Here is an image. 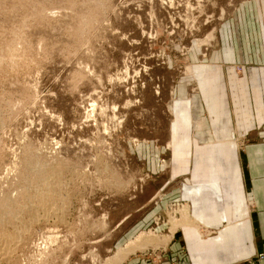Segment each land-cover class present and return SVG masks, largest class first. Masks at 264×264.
I'll return each instance as SVG.
<instances>
[{
	"label": "rangeland",
	"instance_id": "374dc122",
	"mask_svg": "<svg viewBox=\"0 0 264 264\" xmlns=\"http://www.w3.org/2000/svg\"><path fill=\"white\" fill-rule=\"evenodd\" d=\"M34 1L0 0V18L13 15L7 30L18 38L14 62L0 66V201L19 203L23 179H32L22 169L28 153L33 163L67 167L56 203L30 208L32 218L14 204L16 220L4 221L0 235L18 237L14 245L0 236V253L10 247L0 264H108L143 233L170 236L183 210L188 222L166 244L136 247L124 261L122 251L116 264L136 254L155 263L173 243L182 251L181 234L214 250L243 231L251 205L220 181L219 156H228L227 172L236 170L251 138L233 127L211 134L204 93L240 59L242 38L260 39L264 0H101L83 8L82 0ZM55 23L60 29L48 33ZM255 230L260 251L264 227ZM258 251L229 264H249Z\"/></svg>",
	"mask_w": 264,
	"mask_h": 264
},
{
	"label": "crops",
	"instance_id": "0c3cea01",
	"mask_svg": "<svg viewBox=\"0 0 264 264\" xmlns=\"http://www.w3.org/2000/svg\"><path fill=\"white\" fill-rule=\"evenodd\" d=\"M247 37L240 42V59L229 65L227 71H219L214 77V84L205 90L204 113L210 116L213 124L211 134L222 138L233 127L237 134L251 138L245 146V154L235 156L236 170L226 171L228 156L221 153L220 163L225 165L219 179L230 183L234 196L249 200L252 211L257 214H252L250 210V220L245 228L243 226V231L232 238L226 236L225 242L214 246V250L185 241V236L181 234L178 244L184 250H177L173 243L172 250L159 253L155 263L146 264H229L235 258L245 261L259 250L263 237H258L255 227H264V32L260 33L257 41L254 33ZM235 65L239 70L233 68ZM230 116L233 126L229 124ZM228 189L223 192H229ZM132 256L137 258L131 259L130 256L126 264L144 263L138 260L137 254ZM141 256L144 257V254Z\"/></svg>",
	"mask_w": 264,
	"mask_h": 264
},
{
	"label": "bare ground",
	"instance_id": "6f19581e",
	"mask_svg": "<svg viewBox=\"0 0 264 264\" xmlns=\"http://www.w3.org/2000/svg\"><path fill=\"white\" fill-rule=\"evenodd\" d=\"M5 1H8V3H10L9 2V0H5ZM17 1V0H16ZM20 1V0H19ZM26 0H24V2H25ZM33 1V0H32ZM36 1V0H35ZM34 1V2H35ZM40 1H42V0H40ZM65 1V0H64ZM28 2V1H27ZM26 2V3H27ZM43 2V1H42ZM47 2V1H46ZM45 2V3H46ZM70 2V1H69ZM78 2H79V0H78ZM82 3H83V5L81 6L82 8L84 7V4H90V5H95V7H96V5H99L100 4V2H101V0H82L81 1ZM1 3H3V2H1ZM5 3V2H4ZM29 3V2H28ZM30 3H31V1H30ZM37 3H39L38 2V0H37V2H35V4H37ZM41 3V2H40ZM58 3V2H57ZM81 3V4H82ZM105 3V2H104ZM19 4H20V2H19ZM25 4V3H24ZM23 4V5H24ZM34 4V3H33ZM34 4V5H35ZM47 4V3H46ZM69 4V3H68ZM78 4V3H77ZM80 4V5H81ZM88 4V5H89ZM101 4H102V2H101ZM9 5V4H8ZM22 5V6H23ZM27 5V4H26ZM41 5V4H40ZM40 5H38V6H34V10H37V11H40V9H41V7H40ZM88 5H86V7L88 6ZM20 6V5H19ZM31 6V5H30ZM105 6V5H104ZM103 6V7H104ZM0 7H1V4H0ZM77 7V6H76ZM97 7H99V6H97ZM22 8V7H21ZM26 8H28V7H26ZM92 8V7H91ZM101 8V7H100ZM1 9V8H0ZM4 8H2V10H3ZM12 9V8H11ZM89 9V8H88ZM19 11L18 9H15V10H13L14 12L15 11ZM29 10V9H28ZM61 10V9H60ZM71 10V9H70ZM79 10H80V8H79ZM30 11V10H29ZM76 11H78V10H76ZM85 11V10H84ZM89 11V10H88ZM91 11V10H90ZM5 12V11H4ZM14 12H12V13H14ZM47 12V11H46ZM72 12V11H71ZM80 12V11H79ZM20 13V12H19ZM32 13V12H31ZM34 13V12H33ZM75 13V12H74ZM85 13H87V12H85ZM89 13H91V12H89ZM18 14V13H17ZM22 14V13H21ZM51 14V13H50ZM49 14V15H50ZM67 14V13H66ZM76 14V13H75ZM79 14V13H78ZM4 15V14H3ZM12 15V14H11ZM19 15V14H18ZM18 15H15L16 16V18H17V16ZM35 15V14H34ZM41 15V14H40ZM22 16V15H21ZM37 16H39L38 14H37ZM65 16V15H64ZM84 16V15H83ZM7 17V16H6ZM5 17V18H6ZM12 17H13V15H12ZM12 17L10 16L9 18H11V20H12V22H13V19H12ZM35 17H36V15H35ZM47 17V16H46ZM53 17V16H52ZM58 17V16H57ZM79 17V16H78ZM89 17V16H88ZM93 17V16H92ZM91 17V18H92ZM96 17V16H95ZM3 19V17L2 18H0V66H2V65H4V64H6L7 62H11V61H13V58L11 59V53L10 52H12V51H14L13 49H12V51H11V47L12 46H15V45H12V44H15V42H17L18 41V38L16 39V41H15V38H12L13 40H14V42H12L13 40L12 39H10V37H12L13 36V33H12V36H11V34L8 32L9 30H11L10 28H9V26L11 25L10 23H12L11 22V20L9 19V20H7L8 18H6V19ZM82 18V17H81ZM85 18V17H84ZM87 18V17H86ZM15 19V18H14ZM68 19V18H67ZM88 19V18H87ZM58 20V19H57ZM81 20V19H80ZM79 20V21H80ZM10 21V22H9ZM15 21V20H14ZM53 21V20H52ZM64 21V20H63ZM88 21H90V20H87V22ZM68 22V20H66V23H65V25H67V24H69V22ZM72 22V21H71ZM84 22V21H83ZM86 22V21H85ZM73 23V22H72ZM82 23V22H81ZM89 23V22H88ZM50 24V23H49ZM71 24V23H70ZM56 25V23L53 25V27L51 26H49L50 28H51V30H47V28H46V30L47 31H49L48 33H52V32H56L57 30H59V29H57L58 27L57 26H55ZM64 25V24H63ZM45 26V25H44ZM55 26V27H54ZM78 26V25H77ZM80 26H82V25H80ZM61 27V26H60ZM76 27V26H75ZM7 28H9V30H7ZM62 28V27H61ZM69 28V27H68ZM73 28V27H72ZM78 28V27H77ZM57 29V30H56ZM64 29V28H63ZM71 29V28H70ZM34 30V29H33ZM45 30V29H44ZM46 30H45V32H46ZM73 30H75V29H73ZM15 31V30H14ZM62 31V30H61ZM70 31V30H69ZM79 31L80 30H76V33H79ZM54 32V33H55ZM71 32V31H70ZM39 33V32H38ZM38 33H34V35H37ZM67 33V32H66ZM73 33V32H72ZM75 33V34H76ZM80 33H82L81 31H80ZM14 34H16V33H14ZM39 34H41V33H39ZM74 34V35H75ZM61 35V34H60ZM70 35V34H69ZM73 35V34H72ZM47 36V35H46ZM41 37H45V36H43V34L41 35ZM49 37H50V35H49ZM55 37V36H54ZM76 37V36H75ZM81 37V36H80ZM22 38V37H21ZM21 41V40H20ZM24 41V40H23ZM62 41V40H61ZM64 41V40H63ZM44 43V42H43ZM29 44V43H28ZM68 44V43H67ZM49 46V45H48ZM12 48H14V47H12ZM15 55V54H14ZM14 62V61H13ZM16 62V61H15ZM5 67L7 66V65H4ZM3 67V66H2ZM2 67H0V68H2ZM5 70V69H4ZM1 71V70H0ZM2 72H4L3 70H2ZM3 74V73H2ZM9 77V76H8ZM12 79V78H11ZM10 80V79H9ZM8 83V82H7ZM13 83V82H12ZM11 84V83H10ZM13 86H16V84L14 85V83H13ZM11 87V86H10ZM8 88V87H7ZM19 88V87H18ZM14 90H16V91H18V89H15V87H14ZM12 93V92H11ZM25 93V92H24ZM17 94V93H16ZM13 98V97H12ZM1 101V100H0ZM1 105V104H0ZM2 107H3V105H1ZM1 107V108H2ZM6 107V106H5ZM11 107V106H10ZM2 109H0V111H1ZM15 111V110H14ZM2 113H3V111H2ZM0 114H1V112H0ZM2 116V115H1ZM1 119V118H0ZM27 152V151H26ZM33 155V154H32ZM32 155L30 154V153H28V155L25 157V159H24V161H23V166H22V169L24 170H26V172H27V170H29V171H31L30 172V174H29V177H32V179H30V178H28V179H23V177H22V179H23V181L25 180L26 182H27V184L24 182V187H22V189L23 190H20L21 191V193H20V196H18L19 198H18V201H19V203L15 200V201H12L13 199H11V198H3L4 200H2V201H0V225L5 221V222H8V223H13L14 222V216L18 213H16V209H14V207L15 208H18V207H16L17 205V203L18 204H21V206H25V208H26V206L27 207H29V211H28V216H32V215H34V213L33 212H35V211H32L34 208H37L36 207V205H41V207H45L44 205L45 204H48V201L49 202H51V201H53L54 203H56L58 200V198H61L60 197V195L61 194H59L60 193V191H61V189L59 190V181H60V178H61V175H62V172H64V169L67 167V165H65V164H63V163H57V165L55 164V166H50V165H47V164H45V162H43V163H36L35 161H34V163L32 162V160H34L33 159V157H32ZM35 156V155H34ZM55 163V162H54ZM49 164V163H48ZM54 165V164H53ZM66 166V167H65ZM23 170H21V171H23ZM25 170H24V173H25ZM67 170V169H66ZM28 171V172H29ZM23 173V172H22ZM31 173H32V175H31ZM23 175V174H22ZM31 175V176H30ZM25 177V176H24ZM25 184H26V186H25ZM65 186V185H64ZM21 188V187H20ZM31 188H33V190L35 191L36 190V192H37V195L34 197H31V196H29L28 194V192H29V190L31 189ZM57 190H58V192H57ZM28 193V194H27ZM15 195V194H14ZM31 195V194H30ZM33 195V194H32ZM9 197V196H8ZM65 198V197H64ZM55 200H57L56 202H55ZM65 201V200H64ZM17 202V203H16ZM52 202V203H53ZM67 202V201H66ZM14 205V206H10V205ZM68 204V203H67ZM43 205V206H42ZM19 206V205H18ZM47 206V205H46ZM41 207H39L40 209H41ZM30 208H33V209H31L30 210ZM19 209V208H18ZM45 209H47V208H45ZM55 209V208H54ZM49 210V209H48ZM59 210V209H58ZM57 210V211H58ZM182 210V209H181ZM15 211V212H14ZM60 211V210H59ZM37 212V211H36ZM35 212V213H36ZM49 212V211H48ZM16 213V214H15ZM19 213H20V211H19ZM187 213L188 212H186V210H183V211H181V214H180V218H174V219H172L171 220V222H170V225H171V227H172V230L173 231H171L170 230V236L172 235V233L174 232V230L176 229V228H178L179 226H182L183 227V225L185 224V223H187L188 222V215H187ZM55 215V214H54ZM61 215V214H60ZM18 216V215H17ZM21 216V215H20ZM32 218V217H31ZM16 220V219H15ZM190 220V219H189ZM13 221V222H12ZM30 221V220H29ZM32 221V220H31ZM30 221V222H31ZM60 221V220H59ZM18 222V221H17ZM16 223V222H15ZM14 223V224H15ZM29 223V222H28ZM4 224V223H3ZM4 225H6V224H4ZM28 225V224H27ZM2 226V225H1ZM10 226H11V224H10ZM6 227V226H5ZM0 228H2V227H0ZM13 228V227H12ZM16 228V227H15ZM22 228V227H21ZM21 228H20V230H21ZM23 229H25V228H23ZM16 230V229H15ZM26 230V229H25ZM4 231H5V229H4ZM1 232H3V228H2V231H0V233ZM7 232V231H6ZM4 234H6L5 232H3ZM2 233V234H3ZM22 233V232H21ZM1 234V235H2ZM4 234L2 235V237L4 236ZM9 233H7V235H8ZM0 235V236H1ZM7 235H5L6 237H7ZM10 235V234H9ZM4 236V237H5ZM12 236H13V234H12ZM12 236H9V239H8V237L7 238H3V241H4V239H7L6 240V242L5 243H8V244H10V242H13L14 240H13V238L14 239H16L17 237H16V235H15V237H12ZM170 236H150L149 234H146V233H143V234H141L140 236H138L137 237V239L134 241V242H132L131 244H132V246L130 247V248H128L127 249V247L125 248V249H119V250H117V251H115L116 253L114 254L115 255V257H114V255L112 256V258H110L109 259V261H108V264H116V263H118V262H120L121 261V259L123 260V258H125L128 254H130V253H135V252H133V249L134 248H139V249H143L144 247H146V244H151L152 242H154L155 244L157 243V245L158 244H166L168 241H169V239H170ZM1 239V238H0ZM2 241V240H1ZM0 241V242H1ZM3 241H2V243H3ZM145 243V245L144 246H141L140 244L141 243ZM8 244H5V246L6 245H8ZM13 244H14V242H13ZM2 245H4V244H2ZM15 245V244H14ZM126 246H128V245H126ZM156 246V245H155ZM160 246V245H159ZM0 247H1V244H0ZM3 247V246H2ZM1 247V248H2ZM9 247V246H8ZM8 247H6V253L4 252V250H3V252L5 253V254H1L2 253V251H1V253H0V260H2V258H5V256L7 255V257H8V254L10 253L9 251V253H7V249H8ZM5 248V247H4ZM3 248V249H4ZM10 248V247H9ZM138 249V250H139ZM125 251L126 253H124V255L122 256V254H123V252ZM143 251V250H142ZM145 251V250H144ZM3 255H5L4 257H3ZM122 257H121V256ZM116 256H119V257H121V259L119 260V258H117ZM8 258H10V257H8ZM5 259H7V258H5ZM3 261H4V259H3ZM7 261H8V259H7ZM124 261V260H123Z\"/></svg>",
	"mask_w": 264,
	"mask_h": 264
},
{
	"label": "built area",
	"instance_id": "2783aa9c",
	"mask_svg": "<svg viewBox=\"0 0 264 264\" xmlns=\"http://www.w3.org/2000/svg\"><path fill=\"white\" fill-rule=\"evenodd\" d=\"M249 264H264V243L261 250L254 255V258L248 262Z\"/></svg>",
	"mask_w": 264,
	"mask_h": 264
}]
</instances>
